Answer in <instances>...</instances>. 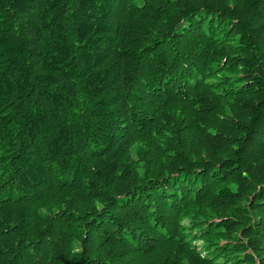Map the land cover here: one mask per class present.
Wrapping results in <instances>:
<instances>
[{"label":"trees","instance_id":"obj_1","mask_svg":"<svg viewBox=\"0 0 264 264\" xmlns=\"http://www.w3.org/2000/svg\"><path fill=\"white\" fill-rule=\"evenodd\" d=\"M0 264H264V0H0Z\"/></svg>","mask_w":264,"mask_h":264}]
</instances>
